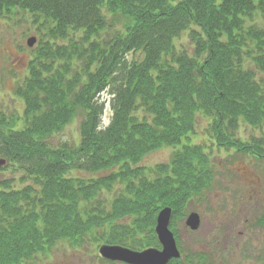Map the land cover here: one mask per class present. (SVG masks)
<instances>
[{"label": "trees", "instance_id": "trees-1", "mask_svg": "<svg viewBox=\"0 0 264 264\" xmlns=\"http://www.w3.org/2000/svg\"><path fill=\"white\" fill-rule=\"evenodd\" d=\"M20 17L37 43L23 113L0 112V172L23 178L0 181V264L96 237L154 247L160 211L211 190L213 146L264 165V137H238L264 130V0H0V19ZM201 120L212 147L192 143ZM163 147L168 164L141 165Z\"/></svg>", "mask_w": 264, "mask_h": 264}, {"label": "rangeland", "instance_id": "rangeland-1", "mask_svg": "<svg viewBox=\"0 0 264 264\" xmlns=\"http://www.w3.org/2000/svg\"><path fill=\"white\" fill-rule=\"evenodd\" d=\"M28 20V17H20L16 23H8L0 19V112L6 115L14 110L22 114L25 107L15 92L17 84L22 83L26 76L31 55L26 43L35 37L33 27L25 22ZM103 99L107 101L104 118L107 126L112 117L110 96L104 94ZM201 121L198 136L192 143H206L212 147L209 138L205 139L207 122ZM79 124V120L72 123L60 138L64 141L76 139ZM253 131L243 127L238 137L242 140L250 135L264 137V130ZM173 152L174 149L163 147L146 156L141 165L152 169L168 164ZM212 164L216 176L211 190L173 218L171 231L179 249L185 258L196 264H264V165L233 151H219L214 146ZM11 178H15V189L21 190L22 174L12 170L0 172V181ZM193 212L201 217V227L195 232L186 226ZM242 232L244 236L241 238ZM149 238L147 236L142 241L147 243L151 240ZM101 239L93 238L75 248L61 242L47 256L37 259L35 264H110L99 258ZM154 248L159 250L161 246L157 242Z\"/></svg>", "mask_w": 264, "mask_h": 264}, {"label": "water", "instance_id": "water-1", "mask_svg": "<svg viewBox=\"0 0 264 264\" xmlns=\"http://www.w3.org/2000/svg\"><path fill=\"white\" fill-rule=\"evenodd\" d=\"M37 43L35 37L29 38L27 41L28 48H33ZM7 165V161L0 158V169ZM173 217V210L166 207L160 211L157 217L155 228L156 235L162 246V250L149 249L143 252L133 251L120 246H103L100 249V255L114 262H122L125 264H169L173 259H179L181 254L177 247L174 234L170 230ZM201 218L198 213H192L186 225L193 231H197L200 227Z\"/></svg>", "mask_w": 264, "mask_h": 264}, {"label": "flooded vegetation", "instance_id": "flooded-vegetation-1", "mask_svg": "<svg viewBox=\"0 0 264 264\" xmlns=\"http://www.w3.org/2000/svg\"><path fill=\"white\" fill-rule=\"evenodd\" d=\"M172 220H173V217H172ZM157 224V223H156ZM171 225H172V221H171ZM171 225H170V230H171ZM187 226V225H186ZM200 227H201V223H200ZM200 227H199V229H200ZM156 228V227H155ZM190 229V228H189ZM198 229V230H199ZM191 230V229H190ZM197 230V231H198ZM191 231H193V230H191ZM172 232V231H171ZM193 232H195V231H193ZM173 233V232H172ZM174 234V233H173ZM241 234V238L244 236V232H242V233H240ZM155 236H156V239L158 240V237H157V235H156V232H155ZM174 237H175V235H174ZM175 240H176V238H175ZM158 243H159V245L161 246V244H160V242H159V240H158ZM176 243H177V240H176ZM103 246H114V245H109V244H105V243H103L102 245H100V247H99V249H98V253H99V258L103 261V262H108V263H110V264H125V263H122V262H114V261H109V260H107V259H105V258H103L101 255H100V249L103 247ZM120 247H123V246H120ZM177 247H178V244H177ZM75 248V247H74ZM73 248V249H74ZM124 248H127V249H130V250H133V251H137V252H143V251H146V250H149V249H157V248H154V247H150V248H146V249H142V250H134V249H131V248H129V247H124ZM178 249H179V247H178ZM160 251L162 250V246H161V249H159ZM179 252H180V254H181V257L179 258V259H173L172 261H170V263L169 264H196V262L194 261H192V260H189V258L188 257H184V255H183V253L181 252V250L179 249ZM48 255V254H47Z\"/></svg>", "mask_w": 264, "mask_h": 264}]
</instances>
